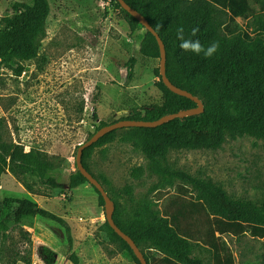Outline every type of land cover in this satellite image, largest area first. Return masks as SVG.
Here are the masks:
<instances>
[{
  "label": "rangeland",
  "instance_id": "1",
  "mask_svg": "<svg viewBox=\"0 0 264 264\" xmlns=\"http://www.w3.org/2000/svg\"><path fill=\"white\" fill-rule=\"evenodd\" d=\"M15 0H0V28L3 17L11 16ZM254 15L264 0H248ZM49 14L44 33L35 39L37 54L19 59L23 71L0 66V134L4 141L21 144L24 150L37 148L48 153L60 170L62 193L28 185L24 168L9 162L0 180V198L27 197L39 206L63 217L73 237L67 247L64 229L56 222L35 216L23 221V228L11 233V248L3 264H134L130 253L119 250L100 228L105 220L103 204L94 188L83 183L68 188L67 177L76 173L75 154L95 130L90 118L95 109L98 120L107 123L126 116L142 105H162L159 59H147L139 52L143 29L131 31L120 8L112 0H48ZM254 15L237 17L228 26L236 30L253 28ZM136 62L127 78V61ZM97 178L105 176L116 191L133 186L134 203L149 202L162 210L167 197L181 182L163 180L148 170L135 179L132 167L145 165L144 157L129 144L117 140L96 147L86 161ZM167 165L203 177L223 188L231 197L264 200V141L250 135H226L215 148L170 149ZM109 185L104 184V187ZM125 207L129 202L119 199ZM24 231L29 235L24 236ZM234 264H264V237L245 232L224 235ZM142 251L149 264H166L164 253L147 244ZM13 251V252H12ZM194 254L210 262L206 246L195 247ZM15 253V254H14ZM6 255V256H5ZM74 255L76 261L71 258ZM17 259L14 260V257ZM25 259L30 262L26 263Z\"/></svg>",
  "mask_w": 264,
  "mask_h": 264
},
{
  "label": "trees",
  "instance_id": "2",
  "mask_svg": "<svg viewBox=\"0 0 264 264\" xmlns=\"http://www.w3.org/2000/svg\"><path fill=\"white\" fill-rule=\"evenodd\" d=\"M112 1L120 8L131 31L143 29L139 38L140 54L147 59H159L154 35L116 0ZM124 1L139 11L162 39L167 78L175 86L197 96L204 110L154 127L109 131L83 149L82 163L90 172L86 161L96 147L115 140L129 144L146 160L145 165L132 167L130 175L133 178H140L148 170L169 183L173 179L181 183L175 187V193L167 197L162 210H158L149 202L134 203L131 184L116 191L105 176L96 177L103 186L109 185L104 188L114 201L115 224L140 249L144 243L163 252L162 261L166 264H234L233 253L224 235L239 236L249 232L264 237V200L254 202L231 197L219 185L203 177L172 169L167 165V153L170 149L215 148L226 135H250L264 141V14L260 11L254 15L248 0ZM11 10L12 15L3 17L4 24L0 28V66L3 64L19 76L23 65L18 60L33 58L37 54L35 39L38 33H44L49 3L48 0H15ZM249 14L254 15L253 28L245 26L236 30L228 26L235 18ZM180 26L184 28L185 38L199 39L205 47L219 42L217 52L206 58L203 53L197 55L182 50L177 39ZM193 28L199 29L195 37L190 36ZM135 62L134 57L127 61L128 79ZM154 72L159 77L163 104L134 107L120 119L155 120L195 106L194 101L173 93L164 85L158 68H154ZM90 118L98 122L95 130L107 124L105 120H98L95 109ZM9 162H17L24 168L30 187L62 193L60 189L64 186L59 181L60 170L48 153L35 147L24 150L21 144L4 141L0 134V180ZM86 182L87 179L77 170L68 175L66 183L68 188H74ZM94 190L103 204L102 196L96 188ZM121 198L130 203L128 209L120 203ZM35 216L60 225L64 229L68 250L72 249L73 237L63 217L27 197L5 196L0 198V264H3V252L7 254L11 250L6 244L11 233L21 230L23 221ZM100 228L109 240L118 243L119 250L130 253L134 264H140L129 245L106 220ZM24 232V236L29 235V231ZM200 245L206 246L210 252V262L194 254L195 247ZM143 254L149 264V257ZM71 256L75 262L76 257ZM25 262L30 260L25 259Z\"/></svg>",
  "mask_w": 264,
  "mask_h": 264
},
{
  "label": "water",
  "instance_id": "3",
  "mask_svg": "<svg viewBox=\"0 0 264 264\" xmlns=\"http://www.w3.org/2000/svg\"><path fill=\"white\" fill-rule=\"evenodd\" d=\"M120 7L127 11L131 16H133L137 21L145 27L152 35H154L158 48H159V75L161 77L164 85L173 93L178 95L185 96L192 101L195 102L194 107H190L187 109H182L174 113H168L161 116L155 120H143V119H118L113 122L107 123L97 130L93 131L92 134L86 138L82 143L78 144L75 154V165L77 170L87 179L88 183L92 185L96 190L100 193L103 199V207L105 212V220L108 225L129 245L135 257L139 260L140 264H147V261L144 257L143 252L138 247V245L134 242V240L123 232L114 222L113 212L115 209L114 201L110 198L108 193L106 192L102 183L94 177V175L89 172L82 163V151L84 148L95 143L101 136L106 134L109 131L119 129V128H128V127H154L160 125L164 122L172 120L176 117H185L189 115H194L203 112L204 105L202 101L189 91L182 89L180 87L175 86L170 80L167 78L165 73V47L162 42V39L158 35V33L154 30V28L149 24L147 19L136 9L132 8L128 5L124 0H116Z\"/></svg>",
  "mask_w": 264,
  "mask_h": 264
},
{
  "label": "clouds",
  "instance_id": "4",
  "mask_svg": "<svg viewBox=\"0 0 264 264\" xmlns=\"http://www.w3.org/2000/svg\"><path fill=\"white\" fill-rule=\"evenodd\" d=\"M198 31V28H193L190 36L195 37ZM177 39L180 41L179 47L182 50L186 52L190 51L197 55L203 53L206 58L213 56L220 46L219 42H212L209 46L205 47L199 39L185 38L183 26L177 28Z\"/></svg>",
  "mask_w": 264,
  "mask_h": 264
},
{
  "label": "built area",
  "instance_id": "5",
  "mask_svg": "<svg viewBox=\"0 0 264 264\" xmlns=\"http://www.w3.org/2000/svg\"><path fill=\"white\" fill-rule=\"evenodd\" d=\"M109 1V0H108ZM13 163H17V162H13Z\"/></svg>",
  "mask_w": 264,
  "mask_h": 264
},
{
  "label": "crops",
  "instance_id": "6",
  "mask_svg": "<svg viewBox=\"0 0 264 264\" xmlns=\"http://www.w3.org/2000/svg\"><path fill=\"white\" fill-rule=\"evenodd\" d=\"M11 163H13V162H11Z\"/></svg>",
  "mask_w": 264,
  "mask_h": 264
}]
</instances>
